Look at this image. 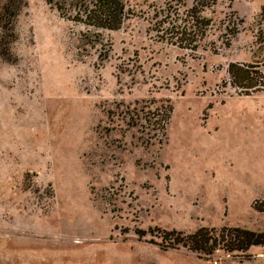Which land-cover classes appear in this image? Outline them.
I'll use <instances>...</instances> for the list:
<instances>
[{
  "label": "rangeland",
  "instance_id": "1",
  "mask_svg": "<svg viewBox=\"0 0 264 264\" xmlns=\"http://www.w3.org/2000/svg\"><path fill=\"white\" fill-rule=\"evenodd\" d=\"M56 2L0 24V264H264V246L197 254L171 234L264 233V90L229 74L264 76V0H216L196 51L161 37L191 1L128 0L100 32Z\"/></svg>",
  "mask_w": 264,
  "mask_h": 264
},
{
  "label": "trees",
  "instance_id": "2",
  "mask_svg": "<svg viewBox=\"0 0 264 264\" xmlns=\"http://www.w3.org/2000/svg\"><path fill=\"white\" fill-rule=\"evenodd\" d=\"M188 1H191V6H188V9L184 12L176 8V10L169 11L166 14L165 20L160 22L163 33L161 37L165 39V34V36H169L168 39H172L173 44L196 51L199 47V41L206 36L212 22L209 17L204 15V12L215 5L216 0H183L186 3ZM55 4L57 10L67 19L97 32L119 29L130 14L128 0H57ZM25 5L26 0H4L0 14L2 30H6L12 25L13 17ZM4 53V51L1 52V54ZM253 73L256 74L257 78L253 76ZM229 74L235 87L241 89L245 96L264 90V76L259 70H252L248 66L231 63ZM169 120L170 117H167L165 127ZM165 127L162 129L165 130ZM213 231L200 228L197 232L188 236L182 233H171L177 236L172 246L178 247L181 245L192 252L206 255L224 249H227L228 252L236 250L247 252L251 247L264 246V233H256L240 228H224L222 231L224 234L226 232L236 233L234 242L224 243L226 242L224 234L219 240L218 237H212Z\"/></svg>",
  "mask_w": 264,
  "mask_h": 264
},
{
  "label": "crops",
  "instance_id": "3",
  "mask_svg": "<svg viewBox=\"0 0 264 264\" xmlns=\"http://www.w3.org/2000/svg\"><path fill=\"white\" fill-rule=\"evenodd\" d=\"M243 97H247V96H243ZM228 205V206H227ZM253 205V204H252ZM232 206H236L235 204H229V203H226L225 204V210H226V214L228 213V210L230 209V207H232ZM261 247H263V246H261Z\"/></svg>",
  "mask_w": 264,
  "mask_h": 264
},
{
  "label": "built area",
  "instance_id": "4",
  "mask_svg": "<svg viewBox=\"0 0 264 264\" xmlns=\"http://www.w3.org/2000/svg\"><path fill=\"white\" fill-rule=\"evenodd\" d=\"M214 264H219L218 262H214Z\"/></svg>",
  "mask_w": 264,
  "mask_h": 264
}]
</instances>
